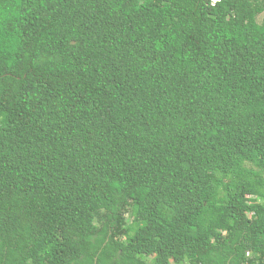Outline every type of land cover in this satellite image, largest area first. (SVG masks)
I'll use <instances>...</instances> for the list:
<instances>
[{
  "label": "trees",
  "instance_id": "1",
  "mask_svg": "<svg viewBox=\"0 0 264 264\" xmlns=\"http://www.w3.org/2000/svg\"><path fill=\"white\" fill-rule=\"evenodd\" d=\"M264 0H0V264H264Z\"/></svg>",
  "mask_w": 264,
  "mask_h": 264
},
{
  "label": "rangeland",
  "instance_id": "2",
  "mask_svg": "<svg viewBox=\"0 0 264 264\" xmlns=\"http://www.w3.org/2000/svg\"><path fill=\"white\" fill-rule=\"evenodd\" d=\"M263 19H264V15H260V16L257 18V21H258V22H261Z\"/></svg>",
  "mask_w": 264,
  "mask_h": 264
},
{
  "label": "built area",
  "instance_id": "3",
  "mask_svg": "<svg viewBox=\"0 0 264 264\" xmlns=\"http://www.w3.org/2000/svg\"><path fill=\"white\" fill-rule=\"evenodd\" d=\"M219 0H211V4L214 5L216 2H218Z\"/></svg>",
  "mask_w": 264,
  "mask_h": 264
}]
</instances>
